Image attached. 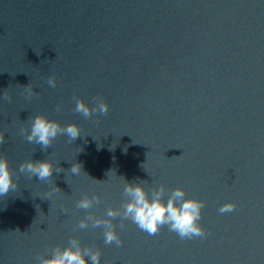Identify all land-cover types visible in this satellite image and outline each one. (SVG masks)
<instances>
[{"label": "water", "instance_id": "1", "mask_svg": "<svg viewBox=\"0 0 264 264\" xmlns=\"http://www.w3.org/2000/svg\"><path fill=\"white\" fill-rule=\"evenodd\" d=\"M29 83L39 95L27 96ZM4 90L0 155L18 187L0 197V264H37L72 237L98 248L100 264H264V0H0ZM74 97L103 98L109 111L86 119ZM37 114L78 124L81 137L43 151L21 134ZM46 158L65 171L47 182L19 173ZM118 176L149 196L164 184L165 202L176 187L204 200L207 236L181 240L166 225L150 236L117 217V247L102 226L77 228L121 207ZM93 193L99 204L76 208ZM227 202L236 209L219 213Z\"/></svg>", "mask_w": 264, "mask_h": 264}, {"label": "clouds", "instance_id": "2", "mask_svg": "<svg viewBox=\"0 0 264 264\" xmlns=\"http://www.w3.org/2000/svg\"><path fill=\"white\" fill-rule=\"evenodd\" d=\"M56 83L54 75L47 78V84L50 87L55 88ZM22 87L29 98L39 95L38 92L34 91L31 83ZM11 99L12 97L8 91L4 90L0 100L11 102ZM74 99L76 101L74 111L86 119L91 118L95 113H99L101 116L106 115L109 111V105L103 98L93 97L94 106L92 107L85 103L83 99L76 97ZM60 110L61 107L58 105L57 111ZM29 119L31 121L30 130L22 128L21 134L27 142L39 145L45 152L59 135H66L69 143H73L77 138L81 137V128L76 123L62 125L59 121L49 119L43 114H37ZM5 143V132L0 130V145ZM146 163L142 165L145 170H147L145 168ZM18 171L26 174L29 179L38 177L39 181L47 182L52 180L53 172L58 174L65 170L59 166H54L52 160L46 158L44 160H25L20 163ZM68 172L79 175L82 172V165L73 163ZM118 177L124 182L123 195L125 200L121 207H108L106 209L107 219L97 217L94 213L89 212L86 218L78 222L77 228L87 229L89 226L100 228L102 226L105 245L115 244L117 247L123 245V240L113 223V220L117 217L120 218L121 229L126 226L125 221L130 220L141 231L150 236L158 234L165 225L169 231L175 232L181 240L207 236V230L199 223L202 219V210L206 204L204 200L186 198L185 190L181 187H176L170 191V195L165 202L163 197L166 194V186L164 184H160L158 188L153 187L151 196H149V191L144 187L143 183H130L123 176ZM95 181L103 182L100 180ZM17 187L18 178L14 179L13 170L9 166L7 157L0 155V197L6 196L10 191L17 189ZM59 191L61 190L55 186L48 195ZM100 202L101 197L98 194L93 193L91 196L84 194L76 202V208L88 210ZM235 209V202H227L221 205L218 211L221 214H225L233 212ZM63 211L67 213V208H63ZM50 251V256L37 254V264H88L89 260L91 264H100L101 260V251L98 248L82 246L80 240L75 237L69 239L67 247L57 245L51 248Z\"/></svg>", "mask_w": 264, "mask_h": 264}]
</instances>
